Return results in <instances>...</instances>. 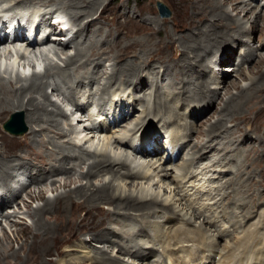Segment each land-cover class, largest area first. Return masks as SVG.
<instances>
[{
    "label": "bare ground",
    "instance_id": "bare-ground-1",
    "mask_svg": "<svg viewBox=\"0 0 264 264\" xmlns=\"http://www.w3.org/2000/svg\"><path fill=\"white\" fill-rule=\"evenodd\" d=\"M37 1L48 6H50V4H48L50 1L51 2L54 1L53 3L51 2L50 3L53 6H57V9L63 8V10L66 9L73 10L74 12L71 15L75 22H80L79 24L81 25L80 26L81 33L87 31V28H91L94 24L96 25L97 24L96 20L98 19V17L93 18L92 20L90 19L91 21L87 17L86 19L87 21L85 20L84 22H81V18L86 14L89 15L90 12H93L94 15H97L102 6L100 7L101 0H15V4L8 6L2 5V7H0V31L2 32L0 36V41L3 42L2 44L3 46H6L3 51H0V63L5 64V68L3 70H1L2 68L0 67V121L2 122V120L6 118L5 116L8 114L10 110L12 112L22 109L25 110L27 123L30 124L31 127L33 126V124H38V126L47 124L48 125L47 128L42 126L41 130L52 129L54 131V128H58L59 125L61 124L60 121L56 119L57 115H62L64 113L59 108L58 109L55 108L51 110L49 109V105H52L54 102L49 98L47 94V87L49 86L50 88V85L52 84H50L46 78L53 75L52 71L54 69H59L60 65L54 64L52 62H48L45 69L43 70L45 73L43 71H39V72L33 71V73L30 76H25L19 71L15 72L13 66L15 65L18 66L17 64H19L20 67H25L26 64L31 66L30 63H35V60L30 59L28 57L27 53L29 52H31L32 55L34 54L36 59H38L37 60L38 62H39V58L45 60L47 57H49L50 53H54L58 56L60 55V57L62 54H65L66 58L63 61L66 64L67 68L70 69L73 66L75 67L74 70L78 71L79 68H85V64H87L88 58L93 57L95 62L89 63L94 65L93 69L91 70L89 69L88 71L84 72L83 75L81 74L80 79H78L80 81L76 82V86L79 87L82 84L86 83L83 82V79H88V77H94L99 74V70H100L99 67L102 66L101 64H103L105 61L104 59L99 60V56L100 57L104 56L107 48L111 47L114 44L111 43V45L106 46L104 48L98 47L95 38L98 35L97 32L100 29L102 30L103 27V26H99L98 27L99 30H96L95 32H93L92 35L88 37L89 40L87 41V44L85 46L80 45V43L76 40V42L74 43L76 49L75 53L74 55H70L68 53L66 46L63 44L62 46H60L61 41L58 40L53 41L51 39L50 34H47L43 39L39 37L41 33L45 32L44 29L45 27L43 25L47 22L49 18L48 16L54 13L53 9H49L48 11L42 13L40 18H38V14H37L38 12L33 11L36 14L32 13V15L29 16L30 19H28L27 23H24L23 20L20 19V14L17 13V11H15L24 5H28L31 3L33 4V2L36 3ZM191 1L194 2V8L191 17L189 18L188 23L186 24V26L190 28L191 31L188 32L187 34L185 33V35L183 36L181 35L177 39L181 47V49H177V50L178 51L181 50L180 59L182 62V64H178L177 66H180L182 68V71L185 74V76H190V75L196 76L198 81H196L197 82L196 84L194 82V87L190 86L189 84L190 81L187 80H184L185 82L179 80L176 81L171 86L168 85L172 89L170 90L173 92L174 95L173 97H168L167 95L165 97H162L160 93L156 94L155 104L151 108L153 111H155V115L159 117V120L165 118L166 121H168V122H164L163 120V126L165 125L167 126L168 123L174 124V122H177L178 120H179L178 123L180 122L179 116L182 118L181 115L183 114L179 113L178 108L183 107L185 105L184 103L193 102V101H200L201 103H206L208 102V100L209 102L212 103L215 95L219 92L220 87L212 89L211 87L212 81L210 80L211 78L209 76L206 77L207 73L205 74V72L207 71L204 72L202 71L201 73H197L198 72L197 68L203 67L202 65L205 64V60L207 61V57L211 53L218 50L223 43L232 42L238 44V39H239L238 37L245 36L246 34H250L252 30L257 29L261 19H262V24L264 25V14L261 15V13L256 14L255 17L253 16L254 19H252L251 17L252 15H249L250 18H248L245 21L242 20L243 22L241 23L238 18L233 16L234 14H232V11L226 8L228 0H191ZM232 1H234L231 3L233 10L236 9L238 10V7L239 5H241L242 2H245L244 4L246 5V8L248 7V4L250 5L252 3L251 2L246 4L245 0H232ZM238 2L240 3L238 4ZM12 11H14V16L9 17L8 18L9 20L8 19L3 20L1 15L7 14L9 12L12 13ZM123 11L127 13L126 9H124ZM153 23L156 24V20H153ZM60 25L61 22H58V26ZM11 26L13 27V38L11 42L10 41L7 42L6 34H5L6 28ZM47 27L48 28L50 27V29L54 31L57 28V25H52V26L47 25L46 28ZM225 27H230V30L229 31L224 30ZM67 30L68 32H71L70 28ZM66 34L67 32L62 35H66ZM169 34L173 37V40H175L174 39V36L176 35L175 32L173 30L170 31L168 33V37ZM54 36L57 39H62L61 33L60 34L56 33L54 34ZM143 40L146 43L150 44L151 41L150 38H143ZM241 41L243 42L244 40L241 39ZM69 43H72V40L69 41L66 45H68ZM52 44L54 45V47L51 46ZM49 45L52 48L51 47L47 48ZM170 46L171 45L168 44V47ZM259 49L260 50L264 49V43L261 44V47H257V50ZM33 50L37 52H34ZM44 50L47 51L48 53L44 54L43 52ZM231 52H233V49L226 51L224 56L227 57L228 54H232ZM113 53L114 52H112V54ZM256 54H257L256 49L255 50L252 49L248 52L245 51L243 54L244 58L242 59H246V60L251 59L254 56H256ZM95 57H98V59L96 60ZM219 60L220 62H223V60L225 61L226 58L223 59L222 57ZM81 61H82V65H80ZM146 63L148 62L144 61L143 64L127 62L125 64L120 65V63L118 64V61H116L115 64L112 66L113 73L110 76L108 73L102 72L103 76L105 74L106 75L108 74V78L106 83H104L101 87L99 86L100 89L105 91L108 90L109 88L111 89L110 85H113V83L115 82V78L117 77L118 74L120 76H125L127 78V83L131 82L132 79L136 78L137 81L135 83V87L137 84H139L140 86L144 85L145 83H147V80H145V78H143L142 76L143 70L149 67L147 66ZM150 66H152L151 69L153 71L149 72V74L151 73L155 75V77L157 76L156 74L158 73L161 72L164 73L168 71L167 70L168 68L167 69L164 68L162 70L161 68L157 69L159 67H154V65H150ZM255 67L259 69L257 72L263 75V77L260 74L258 78L248 75L250 79L249 85L242 87L241 88L242 92L238 94V95H246L245 100L242 102L240 101L241 99L238 100L237 98H234L233 95H230V97H228L226 100L222 98L221 99L222 102L219 103L221 105V112L219 114V119L214 124H211V126L205 131V133L206 132L209 133V135H207L208 136L207 141H205L202 146H201L202 143L200 145L197 144L194 145L193 153L191 154V152H189L188 153L189 157H183L184 161L181 163L180 162L175 163L173 161L174 156L171 154L168 159L171 160L172 164L175 167L170 166L172 165L170 164L171 162H169V164H165L162 161L164 160L165 157L164 154L166 150H168V148L170 149V152L168 151V154H170L175 152L174 151L175 148L180 143H181L180 149H183L185 148V146L189 145L188 144L189 141L187 140L189 134H187L188 131L185 132L184 130L188 129L189 131H193L194 122L191 123L192 121H188L187 119L188 116L187 117L185 116L186 118H184V123L183 122L181 123L183 124L184 129L179 128V130L177 129L178 131L175 132H173L172 129L170 130V132H167L168 138H166V140L162 142V144L160 140L161 137L163 136V133L157 129L156 130L148 129L142 132L141 136L139 137V140L136 142L135 145L130 143V147H132V149L137 153L141 155L151 156L150 161L148 163H146L147 161L145 162L146 165L144 162H143L144 165L142 166L139 164L142 167V169L134 170L131 167L129 168L128 164H130V166L133 165H131V163H128L126 159L121 158L120 155L116 153L113 154L112 152L111 154L110 151H108L109 153L103 152V154H101V158L94 159L92 162L88 164L87 177L90 178L94 175H98L101 173H111L112 179L109 180L108 182H105L100 185H96L93 183V181L92 182L88 181L87 185L80 186L75 190L70 189L65 193L58 194L53 199L51 198L46 199L45 192L40 191V193L37 196H35V199H41V200L45 199L46 202L43 207H40L30 213V215L35 219L36 229L26 226L23 227L21 230V232L25 234V240L22 244L21 249L28 250L26 258L22 257L20 250L18 251L13 250L11 244L5 246L3 243L4 240L0 237V264H29L30 262L35 264H125L123 261H121L120 257L111 256V254L108 253V250L105 249V245L103 247L101 246L98 247L100 248V250L96 251L98 255L91 256L90 253L84 252L85 255L83 257L77 256V257H71L69 260L63 259L62 257H64V255L67 252H72L76 250L75 249L76 246L83 248L84 243H87V247L89 246V243L85 242V239L84 241H79L78 243H76L83 233L89 235L92 241H100V242L106 241L105 243L111 242L112 237L110 238V236L120 237L119 238L120 241L114 240L115 242H118L119 250L121 252L132 254L139 258H145L148 256V253H150V251L149 252L147 251L149 250L147 247L150 246L151 247L150 250H153L155 249L154 248L155 244L162 243V247H163L162 253L165 254V256L168 257L170 261H172L171 262L172 264H264V209L261 211L260 210L258 211V209L255 210V208H257L258 203L255 205V207L250 206V204H248V201L245 200L247 198L246 194L248 193V191H244V189L241 188L243 187V184L246 180L242 174L244 173L247 176H251L250 173L249 174L247 173L248 170L244 169L242 163L239 162V156H241V154L243 153H246V158H245L246 164L248 162V155H250L249 151L243 150L244 152H242V148H244V146L247 145V143L245 142L238 143L234 149V153L231 154L229 158L231 161L227 160L228 161L227 163L230 162V164L234 160V167L232 166L230 168L223 169L224 166L227 165L225 164V159H227L228 157L217 156V158H215L211 164H208L205 167H203L199 173L197 172V170L194 172L193 169L184 172V170L190 168L189 166H194V164L198 163L199 160L204 159L206 157L205 155H207L208 152H210L211 150H213V148H215V146L212 143L214 141L213 139L215 138V136L220 135L222 131L228 132V136L226 134L225 138L237 137L235 136V132L233 133V130L229 131L227 127L228 126L227 123L225 124L224 128L222 127L219 129V126L221 125V122L224 121V118L227 115L231 116L237 110L242 109L243 103L250 100L251 97L253 96L254 93H252L251 91L254 88L259 90L260 89L262 90L264 88V58L263 57L261 60H258ZM242 72L243 70L240 72V75H243ZM57 73L62 78L68 80L67 81L68 83L69 81L71 82L70 72L59 70V72ZM156 80L158 81V78H156ZM220 80H221L220 83H217V81L215 82L217 83L218 86L222 85V88H226L227 93L231 88H236L238 86V83L236 81L233 80L228 81L227 78L225 77H223ZM108 83L110 84L109 85L110 87L107 88ZM76 86L75 87L69 86L72 89L74 88L73 89L74 93L76 92L75 90L77 89ZM53 88L55 90H60L59 86L57 85H54ZM177 90H179V92H177ZM183 91H184V95L181 97V93ZM207 92L210 93L208 94ZM174 97L177 98L179 101H174V103H172L170 100L174 99ZM40 98H42V100H40ZM142 100H144V97H142ZM73 101L77 109L81 108L80 103H78L75 99H73ZM113 104H115L114 101L112 102V105L109 104L110 106L108 107L106 106L104 108L105 112H108L109 110L111 112V109H114V111L117 110L118 104L115 106ZM116 113L117 112H115V114ZM161 114H166L167 116L161 117L160 116ZM243 114L245 113H240L236 115L238 116ZM114 119L119 120L120 118L115 117ZM106 127L107 126H105V124L93 126V128L96 130L99 128L101 130H105ZM100 129L98 131H100ZM140 130L141 129H139L138 131ZM30 131L31 133L25 136L28 137L32 135V131L36 132L35 127L34 128L32 127ZM196 131L197 134L198 133L202 134L199 129H197ZM132 134L134 133L132 132ZM6 136H7L6 134L4 135L3 133H0L1 140H4ZM16 136H21V135H16ZM126 139H127L126 137L116 138L114 139V142H116L117 145H123V144L127 145L129 144V142H127ZM230 142H225L224 146L223 147L221 146L222 148H219L220 151L221 150L228 151V149L233 144H235L233 143L232 140ZM254 142L255 140L251 141V143L249 141V145L250 144L253 145ZM149 146L151 147V149H149ZM161 147H163V149L165 150L161 149ZM197 148L199 150H197ZM57 149H58V154L62 152H66V154L68 153L67 152L68 149L65 146L64 147L58 146ZM203 149H207V150H203ZM10 150L11 148L5 147L4 151L0 155V189L3 188V189H7V191L12 192L10 186L11 185L10 180L13 178V173L10 170L18 165H20V167H23L24 171L27 172L30 175V177L34 176L32 174L33 172L35 174L36 171L39 172L40 174L43 173L45 178L47 177V171L50 170L48 167H46V165L52 164L51 169L52 170L55 169V172H58V170L61 171V170H65V168L66 169L68 168L66 165L65 166L62 164L57 165L60 158L59 155L56 157L52 156L50 161L44 159V156H41L40 162L43 164V167L42 168L37 167L39 168V170H37L36 168L32 167L31 163L27 161L26 162L22 161L21 158L24 160V157H22V155H20V159L17 158L14 160L11 159ZM88 154L89 152L87 151V155ZM66 156L71 160H73L72 158H77L78 160L82 158L83 159L82 161H84L83 158L84 156H82V154L80 156V154L76 155L69 153ZM223 164H225L223 168L218 167L219 165H223ZM127 166L128 169L127 170L124 169L125 171H123L122 169L126 168ZM134 168L136 169V167ZM235 168L237 169L235 170ZM169 169L171 170L173 169L176 172L177 170L179 171L182 170L184 172L183 173L181 171L179 175L182 176L181 179H175V178H179L178 175H174V176L171 175L172 180L170 179V181H172L173 183L176 182V188H178L177 191L173 190L176 193H174V195L171 198L161 199L160 192L157 191L151 192L150 189L148 188L146 189L145 187H143L142 185L143 183H140L138 182L139 180L138 181L136 180V178H142L145 180L147 178H150L151 180H154L155 179L154 177L157 176L156 178L158 179L160 178V182L161 181L163 182L165 180V176H167L169 172L168 171ZM227 171L232 172V174L230 177H228V179L224 183L222 182V184H218L219 183L218 182L217 183L218 185L217 184L209 185V183L210 184L214 182L216 183L217 179L215 181V179L213 178H219L221 175H224L225 172ZM50 172L53 173L51 170ZM210 172H213L212 174L219 172L220 175L217 177H211L212 175L209 176V174H211ZM200 174L206 177L209 176V178L206 180L208 184L206 186L201 184L200 187L197 186L195 187L194 185V188L192 189L195 190L192 193H188V191H186L187 189H185L184 186H186L190 182L194 184L197 180L198 181L201 180L203 177L200 178L201 176ZM202 180L204 181V178ZM252 182L255 184V179H252L249 182V184ZM70 183L71 181H66L64 182L63 186L64 187L70 186ZM136 183L137 185L141 184V187L136 186L135 188H133V186H135ZM181 183L184 184H182L181 186ZM198 183L196 184L198 185ZM129 184H131L132 186L129 187ZM252 186L254 187L253 184ZM256 192L257 190L255 191V193ZM263 192L264 190H259L257 192V196L263 197L264 196ZM19 194L20 192H15V194L12 197L16 198L17 195ZM222 194L223 196H226V198L228 197L227 201L221 198L218 199L219 195ZM231 196L233 197V202L235 203L234 204L235 206H232V209L228 211V207H229L228 205L231 204V202L229 201V197ZM240 197L242 198V200ZM10 202L11 201L1 200L0 198V207L5 203H10ZM105 204L114 207L110 209V211L106 212V214L108 213L107 215L109 217V220L112 211L115 214L121 215V217L122 216L127 217V218L124 217V219L122 220H137V221L139 220V224H137L138 227L137 232L143 231V229H145V227L148 226L151 222L149 220L146 221V218H148V216L152 214L157 213L158 211L164 213L169 221L168 223L167 222L160 223L159 220H157L158 222H155V224H153V226L157 230V232H155L153 236L154 238L151 240L152 242L150 241L153 244L150 245L149 244L150 242L148 240L145 242L142 241L143 244L137 243V241L136 243L133 244L132 239L134 237L132 238L130 235L125 236V234L120 230L109 229L111 227L108 226L106 223H102V225L101 223L93 225L92 224L93 222L91 223L89 221L88 214L91 213L92 208L97 205L100 206ZM28 207H30V205H28ZM239 207L240 208L242 207L241 208L242 210L240 209L238 210L237 208ZM83 212H86L85 216L82 215ZM254 213H257L256 215H258L256 220L253 219L254 217H256ZM237 223L239 224L237 225ZM166 225L167 228L163 229V227L165 228ZM237 227H239L240 230H238ZM221 239H223L224 241L223 243H220L219 240ZM165 243L166 245H164ZM56 255L57 256L59 255V257H61L57 261L54 259V256ZM47 257L50 258L46 262H41L42 259H45ZM196 259L198 260V262H195Z\"/></svg>",
    "mask_w": 264,
    "mask_h": 264
},
{
    "label": "rangeland",
    "instance_id": "rangeland-1",
    "mask_svg": "<svg viewBox=\"0 0 264 264\" xmlns=\"http://www.w3.org/2000/svg\"><path fill=\"white\" fill-rule=\"evenodd\" d=\"M158 1H161L164 4H166L168 9L171 10V14L169 16L161 15L157 5ZM245 1L246 4L251 2L252 3L250 5L248 4V7L246 8V5L244 4L245 2H242L241 5H239L238 10L237 9L233 10L231 3L234 1L232 0H228V3L226 5V8L230 9L232 11V14H234L233 16L238 18L241 23L243 22L242 20L245 21L248 18H250L249 15H252L251 17L252 19H254L253 16L255 17L256 14H260V13L261 15L264 14V0H245ZM50 2L48 3L50 4V6L42 4L38 1L36 3L33 2V4L31 3L28 5H24L15 11H19V12L25 11L30 14L38 12L37 13L38 18H40L42 13L48 11L49 9H53L54 13L49 15L47 22L44 25L43 24L42 25L43 26H45L46 24L51 26L57 25L58 24L57 20H60L61 25H65L66 27L70 28L71 33H69V35L67 34L62 35L64 33H61L62 39L58 40L61 41L60 46H62V44L66 46L68 53L70 55H74L75 53L76 49L74 43L76 42V40L80 43V45L85 46L87 44V41L89 40L88 37L92 35L93 32H95L96 30H99L98 28L99 26H103V27L102 30L100 29L101 31L99 30L97 32L98 35L95 38L98 47L104 48L106 46L111 45V43L114 45L107 48L104 56L101 57L99 56V60L101 59L105 60L104 63L101 64L102 66L99 67L100 69L99 74L97 73L98 74L97 76L88 77V79H83V82L86 83L82 84L79 87L76 86V82L80 81L78 79H80L81 74L83 75L84 72L88 71L89 69L90 70L93 69L94 65L89 64L91 62H95L93 57L88 58V62L87 64H85V68H79L78 71H75L74 70L75 67L73 66L70 69L67 68L66 64L63 61L66 58L65 54H62L60 57V55L58 56L54 53H50L49 57L47 58L45 57L46 59L44 58L46 61L43 60L42 58H39L38 63L41 62L42 64L47 65L48 62H52L54 64L60 65L59 69H54L52 71L53 75L46 78L50 84L57 85L59 86L60 89V90H55L53 88L54 85L53 86L50 85V88L49 86L47 87V94L49 98L54 102L52 105H49V109L51 110V109L59 108L65 114V115L64 114L57 115L56 119L59 120L61 124L59 125L58 128H54V131L52 129L41 130L42 126L47 128L48 126L47 124H43L42 126H38V124H33L32 127L33 128L35 127L36 132L32 131V135L28 137L25 136L31 133L30 129L32 127L30 126V124L27 123L26 112L25 110L22 109L12 112L10 110L7 114L8 116L6 115L5 116L6 118L2 120V122L0 121V133L7 135L4 140L0 139V155L4 151L5 147L6 148L9 147L11 148L10 150L11 159L13 160L16 158L20 159V155H22V157H24V160L22 158L21 160L31 163L32 167L36 168L37 170L43 167V164L40 162L41 156H44V159L50 161L52 156L56 157L59 155L60 158L57 165L62 164L68 167L67 169L65 168V170H61V171L58 170V172H55V169L53 170L51 169L52 164L46 165V167H48L53 172L51 173L50 170H48L46 177L47 179H46L43 173L40 174L39 172L36 171L35 174L34 172L32 174L34 176L30 177V175L24 171V168L18 165L10 170L13 173V178L10 180V184H11L10 186L12 192L7 191V189H3V188L0 189L1 200L11 201L10 203H5L0 207V237L4 240L3 243L5 246L11 244L13 250L15 251L20 250L23 258H26L28 250L21 249L22 244L25 240V234L21 232V230L23 227L26 226L36 229L35 219L30 215V213L40 207H43L46 202L45 199L43 200L35 199V196H37L40 193V191L45 192L46 199L48 198L53 199L58 194L65 193L70 189L75 190L80 186L87 185L88 181L91 182L93 181V183L96 185H100L105 182H108L109 180L112 179L111 173H101L98 175H94L90 178L87 177L88 164L92 162L94 159L101 158V154H103V152L109 153L108 151H110V153L111 152L113 154L116 153L120 155L121 158L126 159L128 163H131V165H133L130 166V164H128L129 168L131 167L134 170L142 169L141 166L144 165L143 162L145 163L147 161L146 163H148L151 159V156L141 155L137 153L132 149V147H130V143L135 145L136 142L139 140V137L141 136L142 132L148 129L151 130L157 129L163 133V136L161 137L160 140L162 144V142L166 140V137L168 135L167 132H170V130L172 129L173 132L178 131L179 128L184 129L183 124L181 123L182 122L184 123V118L188 116L187 117L188 121H192L191 123L194 122L193 123L194 128L196 130L199 129L202 134L199 133L197 134V131L194 128L193 131H189L188 129L184 130L185 132L188 131L187 134H189L190 138L188 137L187 140L189 141L188 142L189 145L185 146V148L183 149H180L181 147L180 146L181 143H180L175 148L174 150L175 152L170 154H168V151L170 152V149L168 148V150H166L164 154L165 161L164 160L162 161L165 164H169L171 160L168 158L172 154L174 156L173 161L175 163L183 162L184 161L183 157H189L188 155L189 152H191V154L193 153L194 145L196 144L200 145L202 143L201 144L202 146L204 142L207 141L208 139L207 135H209V133L207 132L205 133V131L211 126V124H214L219 119V114L221 112V105L219 103L222 102L221 99L223 98L224 100H226L228 97H230V95H233L234 98H237L238 100L241 99L240 101L242 102L245 100L246 95H238V94L242 92L241 91L242 87L249 85L250 79L248 75H251L252 77L255 78L259 77L260 73L257 72L259 69H257L255 66L258 60H261L262 57L264 58V49L257 50V47H261V44L264 43L263 40L264 25L262 24V19H261L257 29L252 30L250 34H246L245 36L238 37L239 38L238 44L232 42L223 43L218 50L211 53L207 57V61L205 60V64L202 65L203 67L197 68L198 70L197 73H201L202 71L203 72L207 71L205 72V74L207 73L206 77L209 76L211 78L210 80L212 81L211 83L212 89L220 87L219 92L215 95L213 102L211 103L208 100V102L206 103H201L200 101H193L194 103L193 102L184 103L185 105L183 107L178 108L179 113L183 114L181 115L182 118L179 116L180 122L178 123L179 121L178 120L177 122H174V124L168 123L167 126L166 125L163 126V120L164 122H168V121H166L165 118L159 120V117L155 115V111H153L151 108L155 104L156 94L160 93L162 97H165L166 95L168 97H173L174 95L173 92L171 91L172 89L168 85L171 86L172 84H174L176 81L179 80L182 81L187 80L190 81L189 83L190 86L194 87V82L196 84L197 83L196 81H198L196 76H191V75L185 76V74L182 71V68L180 66H177L178 64H182L180 59L181 50L179 51L177 50V49H181V47L177 39L181 35L183 36L185 35V33L187 34L188 32L191 31V29L188 28L186 24L188 23V20L193 12L194 2L191 0H101L100 7L101 6L102 7L100 8V10L98 9L99 12L97 15H94L93 12H90L91 14L90 13L89 15L86 14L81 18V22H84L87 19V17L89 18V20L90 19L92 20L93 18H97V17L99 19L96 20L97 22L96 25L94 24L91 28H87V31H84L83 33H81L80 31L81 29L80 28L81 25L79 24L80 22H75L71 15L74 12L73 10H67V9L63 10V8L57 9V6L51 5V3H53L54 1H52L51 3ZM239 3L240 2H238V4ZM12 4H15V0H3V1L0 0V7H2V5L8 6ZM124 9L127 10L126 11L127 13L123 11ZM9 14H4L3 16L5 15L7 16ZM153 20H156V24L153 23ZM48 29H50V27ZM172 30L176 34L174 36L175 40H173V37L170 34L168 37V33ZM224 30L229 31L230 27H225ZM48 34H50V36L52 37L54 35V32H51L50 29L48 30ZM143 38H150L151 39L150 44L146 43L143 40ZM241 39H243L244 41L242 42ZM71 40L72 43L66 45ZM168 44H170L171 46L168 47ZM2 46L3 45L1 43L0 51H3ZM51 46L54 47L53 44ZM51 46L49 45L47 48ZM231 49H233V52H231L232 54H228L227 57H225L224 55L226 51ZM252 49L253 50L256 49L257 52L256 56L247 60L242 59L244 58L243 56L244 52L245 51L248 52ZM33 51L37 52L35 50ZM111 51L114 53L112 54ZM43 52L44 54L48 53L45 50ZM27 54L30 59H33L35 61L38 60L36 59L34 54L32 55L31 52ZM222 57L223 59L226 58V60L220 62L219 59ZM95 59L97 60L98 57H95ZM82 61L80 62V65H82ZM116 61H118V64L120 63V65L125 64L127 62H133L136 64H143L144 61L148 62L146 64L149 67L143 70V75H142L143 78L147 80V83H145L142 86L137 84L136 85L137 88H136L135 87V83L137 81L136 78L132 79L131 82L127 83V78L125 76H120L118 74L117 77L115 78V82L113 83V85H110L109 83L107 84L108 85L107 88L111 86V89L109 88L106 91L101 90L100 87L107 82L108 74L110 76L113 73L112 66L115 64ZM150 65H154V67H159L157 69L161 68L162 70L164 68L166 69L168 68L167 69L168 71L164 73L163 72L158 73L159 75L156 74L157 76L155 77V75L151 73L149 74V72L153 71L151 69L152 66ZM1 70H3V68ZM59 70L70 72L71 82L69 81V83L71 84L67 82L68 80L59 76V74L57 73L59 72ZM242 70H243L242 72L243 75H240V72ZM102 72L108 74L107 75L105 74L103 76ZM261 76L263 77V75ZM223 77L227 78L228 81L230 80L236 81L238 83V86L236 88H231L227 93L226 88H222V85L220 86L217 85V83H220L221 81L220 79H222ZM156 78H158V81L156 80ZM215 81H217V83ZM69 86H73V87L76 86L77 88L75 90L76 92L74 93L73 92L74 88L72 89ZM177 92H179V90H177ZM251 92L254 93L255 96L253 94L250 100L243 103L242 105L243 110L242 109L237 110L231 116L227 115L224 118V121L221 122L222 126L221 125L219 126V129L222 127L224 128L225 124L227 123L228 125L227 127L229 131L233 130V133L235 132V136L237 137L234 138L230 137L231 139L225 138L226 134L228 136V132L222 131L220 135L215 136V138L213 139L214 141L212 143L215 146V148H213V150L208 152L207 155H205L206 157L204 159L199 160L198 163L194 164V166H189L190 168L184 170V172L193 169L194 172L197 170V172L199 173L203 167H205L208 164H211L212 161L215 158H217V156L228 157L227 159H225V164L227 165L225 164L219 165L218 166L219 168H223L224 165L225 166L223 169L230 168L232 166L234 167V160L232 161L233 163L231 162V164L230 162L227 163L228 161H231L229 159L231 154L234 153V149L238 143L241 142L247 143V145H245L244 148H242V152H244L243 150L249 151L250 154L248 155L249 163L247 162L246 164V160H245L246 153H243L241 154V156H239V162L242 163L243 168L247 169L248 170L247 173L248 174L250 173L251 176H247L244 173L242 174L246 180L243 184V187L241 188L244 189V191H248V193L246 194L247 198L245 199L248 201V204H250V206L255 207V205L258 203L257 208H255V210L258 209V211L259 210L261 211L264 209V196L263 197L257 196V192L259 190H264V158H263L264 157V88L262 90L254 88ZM207 93L209 94L210 92ZM183 95H184V91L181 93V97ZM142 97H144V100L146 102L142 100ZM72 98L81 104V108L79 109L76 108ZM40 100H42V98H40ZM113 101L115 102V104H113L114 106L118 104L117 110L114 111V109H111V112L110 110L108 112H105L104 108L106 106L108 107L112 105ZM170 101L174 103V101H179V100L174 97V99ZM115 112L117 113L115 114ZM13 113H17V114L19 113L22 115V121H23V125L26 127V132L24 134H21V136L13 135L4 129V123L10 118L11 114ZM240 113H245V114L238 116L236 115ZM160 116L165 117L167 115L161 114ZM115 117L122 119L115 120L114 119ZM100 124H105V126H107L106 129L101 130L99 128L100 131H98L99 129L96 130L93 128V126H98ZM173 127L175 128V130ZM139 129L141 130L138 131ZM132 132L134 134H132ZM132 135L133 136L135 135L134 138ZM115 137L116 138L126 137L127 138L126 140L127 142H129V144L117 145L116 142H114V139H116ZM231 140L235 144L233 145L231 144L232 146L228 149V151H223V150L220 151L219 148H222L225 142H230ZM253 140H255L256 143L254 142L253 145L251 144L249 145V141L251 143V141ZM58 146L59 147L65 146L68 149L67 151L68 153L66 154V152H62L63 154L62 153L58 154V149H57ZM149 149H151L150 146ZM161 149H163V147H161ZM197 150L199 149L197 148ZM203 150H207V149H203ZM87 151L89 152L88 155H87ZM69 153L76 155L80 154V156L82 154V156H84L83 157L84 161H82L83 160L82 158H80L79 160L77 158H72L73 160L67 158L66 155H68ZM166 159H168L169 161ZM170 164H172V162ZM128 166L126 168H123L122 170L123 171L127 170ZM170 166L175 167L173 164ZM134 167H136V169ZM236 169L237 168H235V170ZM168 171L169 172L167 176H165V180L163 182L162 181L160 182V178L159 179L156 178L157 176L154 177L155 178L154 180H151L150 178H147L146 180L142 178H136V180L137 181L139 180L138 182L143 183L142 184L143 187H145L146 189L147 188L150 189L151 192L152 191L160 192L161 199L171 198L174 195V193H176L175 191L178 190V188H176V182L173 183L172 181H170V179L172 180L171 175L173 176L178 175L179 178H175V179H181L182 176L179 175L182 170L180 171L177 170L176 172L173 169L172 170L169 169ZM210 173L211 174H209V176L212 175L211 177H217L220 175L219 172L214 174H212L213 172ZM231 174L232 172L227 171L225 172L224 175H221L219 178H213L215 179V181L217 179L216 183L215 182L211 184L209 183V185H216L218 182H219L218 184H222V182L224 183L228 179V177L231 176ZM200 175H201L200 178L203 177L204 181L202 180L203 179L202 178L201 179L202 182L201 180L199 181L197 180L194 184L190 182L186 186H184V188L187 189L186 191H188V193H192L195 190L192 189L194 188V185L195 187L196 186L200 187L201 184L205 186L208 184L206 180L209 178V176L206 177L202 174ZM252 179H255V184L253 182L249 184V182ZM66 181H71L70 186L67 187L63 186L64 182ZM196 183H198V185ZM182 184L184 183H181V186ZM252 184L254 185V187L252 186ZM131 186L132 185L129 184V187ZM136 186L141 187V184L137 185L136 183L135 186H133V188H135ZM256 190L257 192L255 193ZM14 191L20 192V194L17 195L16 198L12 197L15 194ZM220 198L225 201L228 200L227 199L228 197L226 198V196H223V194L219 195L218 199ZM229 201L231 202V204L228 205L229 207L226 205L228 207V211L232 209V206H235L232 196L229 197ZM28 205H30V207H28ZM112 208L114 207L107 204L94 206L91 210V213L88 214L89 221L91 223L93 222L92 223L93 225L94 224L96 225L98 223L99 224L101 223L102 225V223H106L108 226L111 227L109 229L120 230L125 234V236L130 235L132 238L134 237L133 238L134 240L132 239L133 244L136 243V241L137 243H141V244H143V242L147 240L150 242L154 238L153 236L155 232H157L153 224H155V222H158L157 220H159L160 223H166V222L168 223L169 221L164 213L158 211L157 213L148 216V218H146V221L147 220L151 221L150 224L146 226L145 229H143V231L137 232L138 230L137 224H139V220L138 221L122 220L124 219L125 216L121 217V215L115 214L113 211L112 214L110 215V220H109V217L107 215L108 213L106 214V212L110 211V209ZM241 208L239 207L237 209L242 210ZM256 214L257 213H254V215ZM82 215L85 216L86 212H83ZM258 215H256V217H254L253 219L256 220ZM108 222H110L111 224ZM238 224L239 223H237V225ZM166 228L167 225L165 228L163 227V229ZM237 228L238 230H240L239 227ZM111 237H112L111 242L105 243L106 241L104 242L92 241L89 235L83 233L80 237L81 239L79 238V240L76 243H78L79 241H84L85 239V242H88L89 246L87 247V243H84L83 248L76 246L75 247L76 250L72 252H67L62 258L69 260L71 257H77V256L83 257L85 253H90L91 256H95L98 255L96 251L100 250V248L98 247L100 246L103 247L105 245V249L108 250V253H110L111 256L120 257L121 261H123L125 264H172L171 263L172 261H170L169 258L162 253V249H163L162 243L155 244L154 246L155 249L153 250H150L151 249L150 246L147 247L149 250L147 249L146 250L148 252L150 251V253H148V256L145 258H139L132 254L121 252L119 250L118 242L114 241V240L120 241L119 239L120 237L110 236V238ZM90 241L92 242V244ZM219 241L220 243L224 242L223 239ZM151 242L149 243L150 245L153 244ZM164 245H166V243ZM49 258L50 257L42 259L41 262H46ZM60 258L61 257H59V255L54 256V259L56 261L59 260ZM195 262H198V260L196 259ZM29 264H35V263L30 262Z\"/></svg>",
    "mask_w": 264,
    "mask_h": 264
},
{
    "label": "water",
    "instance_id": "water-1",
    "mask_svg": "<svg viewBox=\"0 0 264 264\" xmlns=\"http://www.w3.org/2000/svg\"><path fill=\"white\" fill-rule=\"evenodd\" d=\"M157 5L162 16H169L171 14V10L163 2L158 1ZM4 129L12 134H24L26 127L23 125L22 115L19 113L11 114L10 118L4 123Z\"/></svg>",
    "mask_w": 264,
    "mask_h": 264
}]
</instances>
